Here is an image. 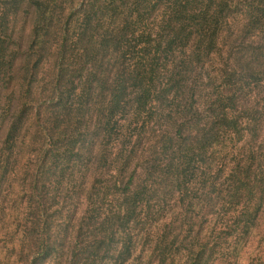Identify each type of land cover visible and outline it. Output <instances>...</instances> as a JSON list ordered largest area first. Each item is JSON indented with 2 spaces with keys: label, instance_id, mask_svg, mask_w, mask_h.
Segmentation results:
<instances>
[{
  "label": "trees",
  "instance_id": "trees-1",
  "mask_svg": "<svg viewBox=\"0 0 264 264\" xmlns=\"http://www.w3.org/2000/svg\"><path fill=\"white\" fill-rule=\"evenodd\" d=\"M263 225L264 0H0L9 264H239Z\"/></svg>",
  "mask_w": 264,
  "mask_h": 264
},
{
  "label": "rangeland",
  "instance_id": "rangeland-1",
  "mask_svg": "<svg viewBox=\"0 0 264 264\" xmlns=\"http://www.w3.org/2000/svg\"><path fill=\"white\" fill-rule=\"evenodd\" d=\"M23 165H24V161L22 160L21 162L17 164V167L20 170V173H17L18 174L17 177H20V178L22 177L21 173H22ZM20 178L13 185L14 189L13 188L11 189L12 197L15 196L17 199L23 195V192H21L22 191L21 185L18 183ZM25 199L26 198H24V201ZM7 203H8V200H7ZM10 203H12V200L10 201ZM262 230L264 233V225L262 227ZM1 237L3 236L0 235V249H3V246L5 245V243L1 240ZM6 254H8L7 250H2V251L0 250V264H9L8 260L5 259ZM10 264H14V263L11 262ZM216 264H225V263L219 260ZM239 264H264V240L263 238L261 240L260 238H256V240L252 242L249 248H246V250H244Z\"/></svg>",
  "mask_w": 264,
  "mask_h": 264
}]
</instances>
